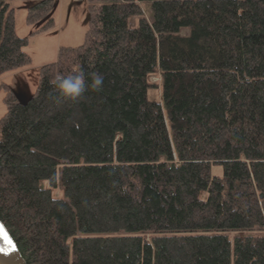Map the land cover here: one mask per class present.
Returning <instances> with one entry per match:
<instances>
[{
    "label": "trees",
    "instance_id": "obj_1",
    "mask_svg": "<svg viewBox=\"0 0 264 264\" xmlns=\"http://www.w3.org/2000/svg\"><path fill=\"white\" fill-rule=\"evenodd\" d=\"M58 1L24 2L31 33ZM142 1L87 0L28 102L0 82V219L29 264H264V0ZM28 40L0 0V73ZM81 70L102 90L59 96Z\"/></svg>",
    "mask_w": 264,
    "mask_h": 264
},
{
    "label": "rangeland",
    "instance_id": "obj_2",
    "mask_svg": "<svg viewBox=\"0 0 264 264\" xmlns=\"http://www.w3.org/2000/svg\"><path fill=\"white\" fill-rule=\"evenodd\" d=\"M27 0H11L15 8L16 31L20 36H28V44L25 50L32 56V62L26 66L11 71L0 73V82L13 83L16 74L22 73L28 80L31 87L35 88L39 76V68L46 63L53 62L58 57L59 49L62 46H76L85 41L88 26V2L87 0H59L54 13L55 24L53 27L36 33H31L33 24L27 20V8L24 2ZM146 13L151 12L150 1H142ZM131 25L138 23L137 16L130 20ZM150 79L157 83V86L148 87V97L159 100L161 98L160 73H153ZM5 88H0V117L6 110L4 100ZM213 171L223 172L222 165H213ZM3 243V240L0 239Z\"/></svg>",
    "mask_w": 264,
    "mask_h": 264
},
{
    "label": "clouds",
    "instance_id": "obj_3",
    "mask_svg": "<svg viewBox=\"0 0 264 264\" xmlns=\"http://www.w3.org/2000/svg\"><path fill=\"white\" fill-rule=\"evenodd\" d=\"M91 75L92 78L90 84L86 83V75L84 71L81 70L67 76H56L52 81V85L58 92L59 96L72 101H77L83 96L89 87L96 91L102 90L104 81L103 75L100 73H93Z\"/></svg>",
    "mask_w": 264,
    "mask_h": 264
},
{
    "label": "water",
    "instance_id": "obj_4",
    "mask_svg": "<svg viewBox=\"0 0 264 264\" xmlns=\"http://www.w3.org/2000/svg\"><path fill=\"white\" fill-rule=\"evenodd\" d=\"M40 21L38 24H40ZM11 90L14 92L18 100L22 103L28 102L35 94V88L31 87L26 77L18 72L16 74L13 83L8 84ZM0 228L3 229V232H6L11 241L13 242V248L10 249L7 253L0 252V264H29L28 260L25 258L21 252L16 240L13 235L8 230L5 223L0 219Z\"/></svg>",
    "mask_w": 264,
    "mask_h": 264
},
{
    "label": "snow or ice",
    "instance_id": "obj_5",
    "mask_svg": "<svg viewBox=\"0 0 264 264\" xmlns=\"http://www.w3.org/2000/svg\"><path fill=\"white\" fill-rule=\"evenodd\" d=\"M0 239L3 240V244L0 245V252L7 253L10 249L13 248V242L9 238L6 232H3V229L0 228Z\"/></svg>",
    "mask_w": 264,
    "mask_h": 264
},
{
    "label": "bare ground",
    "instance_id": "obj_6",
    "mask_svg": "<svg viewBox=\"0 0 264 264\" xmlns=\"http://www.w3.org/2000/svg\"><path fill=\"white\" fill-rule=\"evenodd\" d=\"M3 243L0 241V245H2Z\"/></svg>",
    "mask_w": 264,
    "mask_h": 264
}]
</instances>
